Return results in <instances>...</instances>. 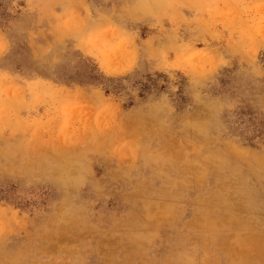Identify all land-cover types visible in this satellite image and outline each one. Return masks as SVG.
Wrapping results in <instances>:
<instances>
[{
	"label": "rangeland",
	"instance_id": "1",
	"mask_svg": "<svg viewBox=\"0 0 264 264\" xmlns=\"http://www.w3.org/2000/svg\"><path fill=\"white\" fill-rule=\"evenodd\" d=\"M0 264H264V0H0Z\"/></svg>",
	"mask_w": 264,
	"mask_h": 264
}]
</instances>
